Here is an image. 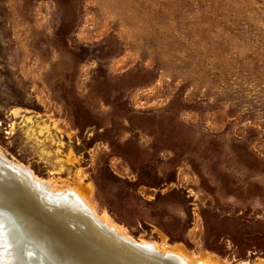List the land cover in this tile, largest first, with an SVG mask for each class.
<instances>
[{
    "label": "rangeland",
    "instance_id": "rangeland-1",
    "mask_svg": "<svg viewBox=\"0 0 264 264\" xmlns=\"http://www.w3.org/2000/svg\"><path fill=\"white\" fill-rule=\"evenodd\" d=\"M0 153L189 264H264V0H0Z\"/></svg>",
    "mask_w": 264,
    "mask_h": 264
},
{
    "label": "water",
    "instance_id": "water-1",
    "mask_svg": "<svg viewBox=\"0 0 264 264\" xmlns=\"http://www.w3.org/2000/svg\"><path fill=\"white\" fill-rule=\"evenodd\" d=\"M0 209L12 216L18 264H176L47 191L1 155Z\"/></svg>",
    "mask_w": 264,
    "mask_h": 264
},
{
    "label": "bare ground",
    "instance_id": "bare-ground-1",
    "mask_svg": "<svg viewBox=\"0 0 264 264\" xmlns=\"http://www.w3.org/2000/svg\"><path fill=\"white\" fill-rule=\"evenodd\" d=\"M0 155L4 158H7L5 155L0 153ZM13 162V161H12ZM14 165L26 173L27 175L31 176L33 180H35L40 185L47 188V191L52 192L53 194L57 195V197L61 198L62 200L71 203L72 205L82 206L85 208L90 209L93 211V213L104 223H106L108 226L113 227L115 231H117L120 235L126 236L128 238L134 239L131 236H129L125 229L115 222L111 217H109L107 214L99 213L98 210L95 207V204L93 205L90 203L86 196L83 194L82 191L77 189H73L71 192H61L57 190H53L50 188V186L39 179L31 169L26 167L25 165L18 164L16 162H13ZM12 216L10 213H8L5 210L0 209V243L1 240L3 241L2 244H0V261L3 262V264H18V255L16 253L17 251V237L13 234V231L9 225V222L11 221ZM11 223V222H10ZM143 245H147L148 247L153 248L157 253H160L163 256L170 255L173 256L176 260V264H186L185 261L189 264V260L186 256L184 251L181 249L178 251L173 250H164V248H160L155 242L152 241H140ZM166 249V248H165ZM168 249V248H167ZM170 249V248H169ZM183 251V252H182ZM197 260V259H196ZM201 260L197 264H219L211 260H202L201 258L198 259Z\"/></svg>",
    "mask_w": 264,
    "mask_h": 264
},
{
    "label": "snow or ice",
    "instance_id": "snow-or-ice-1",
    "mask_svg": "<svg viewBox=\"0 0 264 264\" xmlns=\"http://www.w3.org/2000/svg\"><path fill=\"white\" fill-rule=\"evenodd\" d=\"M156 188L158 190L156 191L154 196V200L156 202L154 207L157 208L159 211H163L174 206V198L177 195L175 191L168 188H163L160 184H157Z\"/></svg>",
    "mask_w": 264,
    "mask_h": 264
},
{
    "label": "clouds",
    "instance_id": "clouds-1",
    "mask_svg": "<svg viewBox=\"0 0 264 264\" xmlns=\"http://www.w3.org/2000/svg\"><path fill=\"white\" fill-rule=\"evenodd\" d=\"M0 264H3V262H2V261H0Z\"/></svg>",
    "mask_w": 264,
    "mask_h": 264
}]
</instances>
